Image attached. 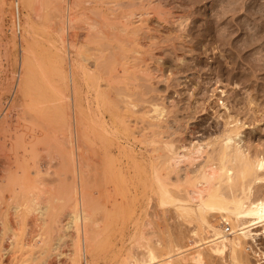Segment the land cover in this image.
I'll list each match as a JSON object with an SVG mask.
<instances>
[{
	"label": "bare ground",
	"instance_id": "6f19581e",
	"mask_svg": "<svg viewBox=\"0 0 264 264\" xmlns=\"http://www.w3.org/2000/svg\"><path fill=\"white\" fill-rule=\"evenodd\" d=\"M52 1L53 5L57 3L52 8L56 13V26L47 12L50 0H12L10 4L13 29L20 34L19 68L12 95L18 92L26 96L28 92L39 89L35 73L43 58L42 43L47 40L44 36L55 31L59 38V45L54 47L59 79L52 88L61 137L58 135L45 146L44 164L41 160L32 165L28 163L33 170L25 172L27 175L24 174V140H20L23 147L21 157L13 167L14 171L5 176L6 183L0 181L1 234L13 237L3 248L10 256V264H24L32 258H24V210L32 212L39 225L38 234L28 244L39 249V264H48L53 257L59 261L63 254L67 259L77 256L85 264H91L101 251L110 250L114 244L111 238L115 234L122 236L131 222L135 229L132 247L124 254L119 248L111 260L113 264H184L187 259L198 264L205 262V258L226 259L227 253L229 263L252 264L245 247L247 238L254 235L252 226L260 223L259 227L264 232V191L257 192L264 187V154L258 150L250 154L243 149L240 145L243 124L237 125L238 119L229 112L227 117L231 120L223 121L224 127L214 140L187 139L181 134V124L175 111L171 114L165 105L163 92L156 88L154 79L161 81L162 75L147 64L149 60L156 61L153 50L161 46V38L168 41L163 47H170L175 54L177 44L174 41L191 48L192 42L188 37L195 26L185 28L187 17L183 12L164 10L153 0H136L138 9H128L119 14L115 8L120 5L118 0H94L95 17L87 18L83 25L77 26L86 32V40L80 45L78 41L65 40L64 37L81 23L80 18L71 13L72 4L65 0ZM19 2L22 9H27L24 15H20ZM130 4L128 1L127 6ZM224 14H215L214 18H222ZM256 15L257 19L262 16L259 12L253 14ZM257 23L260 28L262 22ZM206 27L210 33L212 24ZM229 27L224 29L227 34ZM217 33L222 38V34ZM257 35L249 33L243 44L252 45L260 41L263 36ZM198 36L204 37L203 33ZM82 46L86 49H81ZM88 60L93 68L88 66ZM43 70L41 68V75ZM175 72L177 74L179 69ZM168 79H165L164 91L170 85ZM80 82L84 84V95H81ZM4 114L0 118V134L10 127V114ZM82 146H85L88 160L86 171L83 170ZM15 157L18 159L19 155ZM53 160L57 162L55 167ZM48 175H57L56 183L47 181ZM140 198L147 203L154 200L158 207L173 205L180 217L195 221L196 225L189 232L193 236L201 233V236L196 240L190 239V244L186 245L199 241L201 244H196L189 251L177 237L169 236L164 248H157L153 244L156 242L152 239V223L140 215L134 216V205ZM221 222L230 224L232 237L223 234L219 227ZM12 224L18 231L12 229ZM68 228L74 234L68 233ZM69 236H72L70 245L66 244L70 246L69 252L63 253V240ZM203 248H206L205 252Z\"/></svg>",
	"mask_w": 264,
	"mask_h": 264
},
{
	"label": "rangeland",
	"instance_id": "374dc122",
	"mask_svg": "<svg viewBox=\"0 0 264 264\" xmlns=\"http://www.w3.org/2000/svg\"><path fill=\"white\" fill-rule=\"evenodd\" d=\"M2 1L3 0H0V91L5 89V87L8 89V91L7 89H5L0 92V99H1L0 118L6 115L4 113L10 114L8 116L9 124H10L9 130L6 128L8 131L6 130V132L4 131L2 134H0V146L2 148V149L0 148L2 150V153L0 152V162H3L0 163V169H1L0 181L3 180L4 181L3 183L5 184L6 183L5 181L7 179V178L5 179V176L8 174V172L12 173L14 171L13 167L16 165V162L19 161L21 157L20 154H22L23 152V147L21 146L20 140L22 141L24 140V153H25L24 174H25V172L29 173L33 170L29 167L30 166L29 164L32 165L33 162L35 161L37 162V160H41L43 164L45 163L46 161L44 158L45 148H46L45 146H47L51 140H54V138L58 137V135L60 134L59 132L60 126L57 120L58 117L56 113L55 94H54V89L52 88L57 85L59 79L58 76H56L57 75L56 60H58V58L56 57V55H54L55 54L54 50L59 45V41H58L59 38L57 37L55 31H52L51 34L44 36L47 37L48 41L46 40L43 41L42 43L43 58H41L40 65L35 73L36 84H37V88L39 89L38 90L35 89V91H32L33 94L32 92H28L27 94L29 96L21 95L18 92L13 93L12 95V90L14 89V84L16 81L18 68H19L18 42H19L20 34L18 33L17 30L15 31L13 29V24H12L13 10L10 6L12 0H4L3 3ZM65 1L72 4L71 13H73L75 17H78L81 20L80 24H76L75 28L69 30V33L65 34L66 35L64 36L65 40L78 41L80 45L84 44V41L86 40V35H85L86 32L83 29L77 28V26L80 27L81 25H83L82 22L85 21L87 18L95 17L96 12L93 10L94 0H65ZM118 1L120 5H118V8L115 7L116 12L118 14L121 12L123 13L128 9H132V10L138 9L139 6V4L136 3V0H118ZM126 1L131 2L132 6L131 4L127 6ZM146 1L147 0L143 2ZM153 3L156 5L159 4V6L161 4L160 7L162 9L165 8L164 10L178 11V12L181 11L180 13L183 12L185 18L187 17L186 22H184L185 28L195 26V29L194 28L191 29L190 35L188 37L192 42L193 48L185 47L180 43L174 41L177 44V51L175 54L170 49V47L168 46L163 47L165 43H167L168 41H166L165 38L164 39L161 38L162 40L160 39L161 43L159 44V46L161 45L162 47L160 46L159 48L153 50L154 54L156 55V61L151 60L152 61L151 62L149 60V62L147 63L150 65V67H152L153 70H156L157 73H160L162 75V78L159 79V80L162 79L161 81H157L158 79H154V82H157L155 83L156 88L159 89L160 92H163L165 105L171 111V114L176 113L175 114L176 119L181 124V134L187 137V139L200 138L199 140L200 141L202 140L203 142H209L211 140H214V138L217 137L218 134L217 132L220 131L222 127H224L223 121L227 119L231 120V118L227 117V114L229 112L230 114L235 116V118L238 119V121L236 122L237 125L243 124L241 127L242 141L240 143V145L244 147L243 149L244 150L246 149V152H249L250 154H254L256 150H258V153H261V155L264 154V91H262V88L264 89V68H263L264 66H262L264 65V0H153ZM53 4L54 2L50 0V4H49L50 6L48 7L47 12L53 17L55 21L53 24L56 26L57 25L55 24L57 21L55 18L56 13H53L52 8L56 6L57 3H55L56 5ZM19 10H21L20 15H24V12L25 13L27 12V9L26 10L22 9L20 2H19ZM91 11H93L92 12L93 14L90 13ZM222 12H225L222 18H218L216 16L214 18L215 14H219ZM256 12L262 14V16L259 19L256 18L257 15L253 16V14H255ZM78 13L79 16H77ZM81 13H83L84 15ZM249 17L250 18L253 17V18L250 19ZM257 22H262L260 28L259 26L257 27L258 24ZM211 24H212V28L209 31L212 30L211 31L212 33L211 32L209 33L207 31L206 26L210 27ZM243 24L244 26H242ZM228 25L231 26L228 29L229 35L224 31V29L227 28ZM174 27H176V25H174ZM20 30L22 32V27ZM217 32L221 34L222 32L224 33L222 34L223 39L219 37ZM252 32L257 33L258 34L257 36L260 37L263 36V37H261L260 41L252 45H244L243 42L247 38V35L249 33L251 34ZM73 33H75V35H73ZM199 33H203L204 37H199L198 36ZM38 40L40 41V39ZM198 41H200L202 45L198 44L200 43ZM236 45H239V47ZM85 47L82 46L81 49L85 50L86 49ZM167 50H169V52H166ZM204 50L205 53H201ZM162 53L165 55H163ZM196 59H198V61ZM87 63L88 66L93 68L92 62H90V60H88ZM156 63L159 65H156ZM254 64H257L258 66L262 64L260 66L261 69H259L260 67H258L257 65L256 66L258 69L256 68V66L252 67L254 66ZM39 68L40 70L41 68L42 70L44 69L42 75ZM175 68L179 69V72L177 74L175 72V70L177 69ZM5 77L7 78L5 79ZM10 77L12 78L11 81H10L11 79ZM38 79L39 80L44 79V80L43 81L41 80L40 82ZM165 79H168L170 84L166 91H164ZM5 83H7V85ZM80 87L82 93L81 95H84L85 88L83 82H80ZM145 88L146 87H144V89ZM11 100H13L12 103ZM32 100L33 102H31ZM14 101L15 104L13 103ZM221 101L223 102V105L220 104ZM175 108L176 110H174ZM241 110L242 112L239 113L235 112ZM51 131H53L52 133L54 134H51ZM4 133L6 136L9 135L8 138L11 137L13 141L11 140V138L8 139L4 135ZM51 135L52 136L54 135V137H52ZM13 137L15 138L13 139ZM58 138H61L60 135ZM17 139L19 141H16ZM42 139L44 140L42 141ZM37 148L38 151H36ZM82 148L83 149L81 150L83 155V167H84L83 170L86 171L85 166L88 160L85 154V149H84L85 146H82ZM5 149L6 151H4ZM8 150H10V152H8ZM32 151L34 152L32 153ZM11 155H13V157ZM17 155H19L18 159L15 157ZM12 163L14 164L12 165ZM52 165L54 167L57 166V162L53 160ZM6 169L7 172L5 171ZM17 171L20 170L18 169ZM55 176L57 175L46 176L47 181L51 183L52 182L56 183L55 178L57 179V177ZM258 190L257 192L259 194L262 191H264V187H261ZM134 206L133 207H134L135 218L140 215L142 219L148 220L152 223V227L154 230V232L152 230L153 233L152 239H154V242H156L153 244H156L157 248H164L163 246H165V244L168 243L169 236H171L173 239L177 237V240H179L180 244L183 245H186L188 243L190 244L189 241L190 239L196 240L201 236V233L200 234L198 233L196 236L191 235L192 233L189 232V230L192 229L194 225H196V222L193 220H186L185 218L180 217L177 214V211L175 210V207L173 205L158 207L154 200L147 203L146 200L140 198V201L136 203ZM33 215L34 214L32 212H26V210H24V258L28 259L32 257L30 258V260L24 261V264H39L38 262L40 261V259L37 258V256H39L38 255L39 249L36 248V246L34 248L28 246V244L31 242V238L33 236L35 238V235L38 234L39 232L38 230L39 225L35 221V215L34 216ZM226 223L227 222L219 223V227L221 230H223V234L224 235L227 234L226 236L230 238L232 237V234L229 233L232 231V228L230 229L229 228L230 224L228 223L226 224ZM259 225L260 223L252 226L253 227L252 233L254 235L253 237L247 238L248 244L245 247L248 259L252 264H264V232L263 229L259 227ZM12 226H13L12 229L13 230L15 229L14 231H18L17 227H15V224H12ZM1 228L2 226L0 227V264H10V256L5 253V249L3 248H6L7 245H9L13 237L11 234L2 235ZM70 229L68 228L69 231L67 232L71 233V235L74 234L72 233V231H70ZM134 230H135L134 224L132 222L127 224L126 229H124L122 236H118V234H115L114 237L111 238L112 241H114V244L112 245L110 250L109 249L105 251L103 250L104 252L101 251L100 254L98 255V258L96 259V257H94L91 264H113L114 263L112 262L114 260L113 257L119 252L117 251L119 250V248L121 249L120 252L124 254L127 252L128 249L132 247V240H133L132 235L133 233H135ZM149 233H151V231ZM179 235H181L180 236L181 238L179 237ZM69 237L63 240L64 243H62L61 246V251L63 253L69 252L68 250L70 249V246L68 247V245H70L71 243L70 241L72 239V236ZM120 237L122 238L120 239ZM196 244H201V241L197 242ZM196 244L186 245L185 247L189 248L190 249L189 251H191L195 248ZM200 247H202V245ZM32 248L33 250H31ZM34 250H36L37 252ZM203 251L205 252L206 248H203ZM27 252L29 256H27ZM30 252H33V254L31 255ZM64 256L65 255L63 254L59 261L55 257L50 258V260L47 263L48 264H85L84 260L81 259L80 257L76 256V257H72L71 259L70 258L67 259L66 257L67 255L65 257ZM34 258H37V260L36 259L34 260ZM225 258L226 259L208 258L209 260L205 258V262L202 261L201 263L198 264H208V263L232 264L229 263L230 262L229 253L226 254ZM187 260L184 261V264H197L196 262H192L189 259ZM218 261L221 263H219Z\"/></svg>",
	"mask_w": 264,
	"mask_h": 264
}]
</instances>
